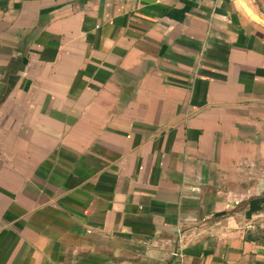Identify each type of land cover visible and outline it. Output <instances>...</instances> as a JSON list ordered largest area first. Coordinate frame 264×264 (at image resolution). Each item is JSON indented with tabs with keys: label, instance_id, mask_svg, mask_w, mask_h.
I'll list each match as a JSON object with an SVG mask.
<instances>
[{
	"label": "crops",
	"instance_id": "1",
	"mask_svg": "<svg viewBox=\"0 0 264 264\" xmlns=\"http://www.w3.org/2000/svg\"><path fill=\"white\" fill-rule=\"evenodd\" d=\"M0 264H264V0L0 6Z\"/></svg>",
	"mask_w": 264,
	"mask_h": 264
},
{
	"label": "trees",
	"instance_id": "2",
	"mask_svg": "<svg viewBox=\"0 0 264 264\" xmlns=\"http://www.w3.org/2000/svg\"><path fill=\"white\" fill-rule=\"evenodd\" d=\"M6 3H7V0H0V6H5Z\"/></svg>",
	"mask_w": 264,
	"mask_h": 264
}]
</instances>
